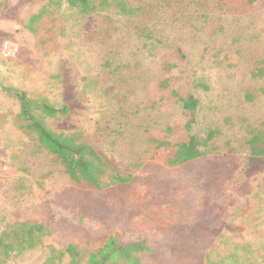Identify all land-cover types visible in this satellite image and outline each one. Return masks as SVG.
Returning a JSON list of instances; mask_svg holds the SVG:
<instances>
[{
	"label": "rangeland",
	"instance_id": "374dc122",
	"mask_svg": "<svg viewBox=\"0 0 264 264\" xmlns=\"http://www.w3.org/2000/svg\"><path fill=\"white\" fill-rule=\"evenodd\" d=\"M124 1L144 6L134 22L148 24V36L130 31L112 8L82 14L62 0H0V233L18 218L34 217L28 208L50 200L61 228L77 225L83 230L77 237H93L83 243L100 246L106 234L103 222L70 213L63 195L70 179L23 127L14 89L66 106L65 114L46 119L49 126L77 133L121 174L137 177L132 190H120V213L133 196L153 209L143 191L150 173L141 172L139 162L151 137L181 123L179 105L158 90L161 63L169 60L184 71L175 85L199 99V130L213 133L216 152L234 150L216 169V184L197 178L175 193L178 215L186 218L207 205L224 208L211 226L217 234L209 236L210 249L199 252L201 264H264V154L252 159L248 143L252 128L264 130V0ZM192 75L207 88L195 86ZM166 198L164 211L170 210ZM113 205H106L111 218L118 215ZM179 239L177 252L195 250L186 232ZM51 255L39 248L7 264L70 262L65 256L49 263Z\"/></svg>",
	"mask_w": 264,
	"mask_h": 264
},
{
	"label": "trees",
	"instance_id": "16d2710c",
	"mask_svg": "<svg viewBox=\"0 0 264 264\" xmlns=\"http://www.w3.org/2000/svg\"><path fill=\"white\" fill-rule=\"evenodd\" d=\"M53 1L55 0H50ZM62 1L82 14L111 11L112 8V12H118L120 20L124 19L129 23L130 31L144 37L149 34L148 24L134 22V17L137 21L138 16L145 12L144 6L135 7L124 0ZM47 9L48 7L34 15L31 22ZM179 56L181 59L186 57L182 51ZM161 69L163 75L158 90L163 98L179 105L181 123L168 127L158 137H151L145 150V158L139 162L143 166L141 172L150 173V181L143 189L147 195L150 193L146 198L152 202L153 209L150 211L147 208L149 204L142 203L133 196L125 213H120V190L126 193L132 190L131 184L137 177L133 174H121L77 133L59 132L49 126L46 119L65 114L66 106L58 108L30 97L25 91L9 90L19 101L23 127L32 132L37 143L54 156L70 179L71 186L63 194L67 197L64 199L70 202V213L75 219L103 222L106 234L102 237L100 246L96 243H83L93 237H77L75 234L83 231L77 225L68 229L61 228L51 201H44L28 208V211L32 210L34 217L18 218L0 233V264H7L11 259L39 248L50 250L52 255L48 257L49 263L69 256V264H201L199 252L210 249L209 236L217 234L213 232L215 227L211 229V226L221 212H224V208H219L220 212L210 205L208 209L207 205L205 209H196L184 218L183 215H178L181 209L175 193L180 188L192 186L197 178L216 184L219 180L216 169L224 163L227 156L234 154V150L225 148L216 152L213 133L199 130V99L175 85L183 79L184 71L179 69V64L164 60ZM199 79L192 75L195 86L207 88ZM263 142L264 130L252 128L248 141L252 159L264 154ZM232 164L231 168L235 170L237 164ZM162 173L164 176L161 177ZM94 191L99 193L98 197L93 196ZM83 192L89 194L91 200L82 197L85 194ZM166 195L165 207L170 210L164 211L160 203ZM83 200L87 201L85 207H82ZM114 202L119 207L118 215L111 218L107 215L106 205L113 207ZM185 232L195 250L181 254L177 252L181 242L179 236ZM60 233L64 237L74 238L60 241Z\"/></svg>",
	"mask_w": 264,
	"mask_h": 264
}]
</instances>
